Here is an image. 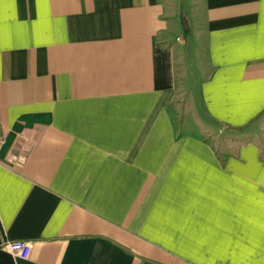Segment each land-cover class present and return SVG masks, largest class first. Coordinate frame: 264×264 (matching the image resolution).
<instances>
[{"label":"crops","instance_id":"crops-1","mask_svg":"<svg viewBox=\"0 0 264 264\" xmlns=\"http://www.w3.org/2000/svg\"><path fill=\"white\" fill-rule=\"evenodd\" d=\"M0 135V264H264V0H0Z\"/></svg>","mask_w":264,"mask_h":264},{"label":"built area","instance_id":"built-area-1","mask_svg":"<svg viewBox=\"0 0 264 264\" xmlns=\"http://www.w3.org/2000/svg\"><path fill=\"white\" fill-rule=\"evenodd\" d=\"M5 142V138L3 135H0V164H3L8 167H12L13 164H24L27 160L26 153L19 154L17 156L11 157L6 162H3L1 159V152L3 149V145ZM3 248L12 253L16 257L20 258H29L33 243L27 240H7L3 244Z\"/></svg>","mask_w":264,"mask_h":264},{"label":"rangeland","instance_id":"rangeland-1","mask_svg":"<svg viewBox=\"0 0 264 264\" xmlns=\"http://www.w3.org/2000/svg\"><path fill=\"white\" fill-rule=\"evenodd\" d=\"M179 1V0H178ZM176 2V1H175ZM175 5V4H174ZM180 5V3L178 4ZM178 5H176V7L178 8ZM185 34V33H184ZM183 39H188V37L186 36H182ZM190 46V45H189ZM191 47V46H190ZM181 102L179 103V105L176 108V113L178 115H182V117L186 118L189 116H194L193 114V108L191 109V107H193L192 105H189L190 103H188V93L187 91H182L179 96H177ZM190 112H192L190 114ZM181 113V114H180ZM190 114V115H189ZM232 131L231 130H227V129H223L219 126H215L213 127V129L210 132H205V134L211 138V140L213 142H215L217 145L221 142V141H225V139L231 135Z\"/></svg>","mask_w":264,"mask_h":264}]
</instances>
